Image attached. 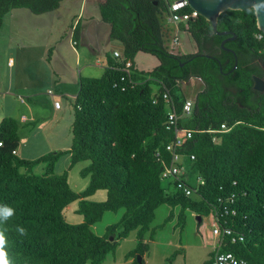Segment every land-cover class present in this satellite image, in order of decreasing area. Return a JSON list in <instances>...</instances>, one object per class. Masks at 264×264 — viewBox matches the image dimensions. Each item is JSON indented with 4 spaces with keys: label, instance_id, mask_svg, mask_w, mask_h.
Instances as JSON below:
<instances>
[{
    "label": "trees",
    "instance_id": "trees-1",
    "mask_svg": "<svg viewBox=\"0 0 264 264\" xmlns=\"http://www.w3.org/2000/svg\"><path fill=\"white\" fill-rule=\"evenodd\" d=\"M60 2L0 0V27L12 9L40 15L56 10ZM164 11L162 0H105L102 4V22L110 27V37L123 44V61L130 60L134 66L136 54L144 52L159 63L148 72L133 68L126 76L116 61L100 78H82L73 103L69 150L35 160L20 159L13 154L19 144L17 123L12 118L1 121L0 212L10 209L12 214L0 218V232L5 236L9 264H103L118 241L132 231H136L137 243L125 258L137 264L139 255L144 264L148 251L144 235L149 232L152 239L150 225L162 205L171 211L160 228L173 220L176 207L180 230L186 210L200 218L215 212L223 228L244 237L235 243L225 238L219 251L231 252L248 264H264V92L252 88L254 76L264 78V34L257 28L253 9L225 10L217 19V29L236 35L223 45L232 54L221 48L223 38L214 35L199 16L185 29L198 51L175 55L164 46ZM257 34L262 38L257 39ZM235 60L237 66L231 71ZM191 78L200 79L204 87L193 100L191 116L182 121L192 131L183 153L194 157L192 169L201 180L188 197L168 193L162 186L163 166L154 153L161 151L162 162L168 163L164 147L172 134L165 127L167 109L159 84L169 91L180 114L186 98L177 82ZM129 81L137 84L131 86ZM154 91L156 103H152ZM221 125L230 130L211 132ZM64 155L70 156V168L89 163L81 171L89 183L80 193L69 187L66 172L54 173ZM38 165L44 166L41 175L32 173ZM99 190L106 192L105 201L86 199ZM75 201L83 221L69 224L63 213ZM121 209V219L108 226L103 236L92 232L90 227L104 213ZM109 236H115L113 241Z\"/></svg>",
    "mask_w": 264,
    "mask_h": 264
},
{
    "label": "crops",
    "instance_id": "crops-1",
    "mask_svg": "<svg viewBox=\"0 0 264 264\" xmlns=\"http://www.w3.org/2000/svg\"><path fill=\"white\" fill-rule=\"evenodd\" d=\"M66 2L70 3L69 9L63 6ZM104 2L105 0H93L98 15H92L80 27L76 20L83 0H61L56 10L40 15L24 8H16L3 17L0 27V123L6 118L16 121L19 144L15 155L18 158L35 160L53 151L69 150L72 144L73 103L79 91L80 80L100 78L105 69L117 61L113 58V53L122 55L123 44L110 37V27L102 22L101 6ZM62 8L66 9L65 13H62ZM105 27L107 45L98 51L95 44L103 35ZM171 29L169 35L172 39L173 35H177V30ZM192 79L201 82L198 78L190 80ZM55 102H59L58 108L54 106ZM59 161L56 163H61L58 173L54 168V173L58 175L68 173L83 163H77L70 168L69 155L62 156ZM187 175L189 176L188 173ZM169 186L170 184L165 188L166 191L173 193ZM101 191L103 190L96 191L86 199L91 202L105 201V191V196L102 195L100 201H93L96 195H101L98 194ZM103 197L105 198L102 199ZM69 206L65 210L70 209ZM118 212L122 217L124 210ZM80 217L81 223L83 218ZM184 219L186 221L187 218ZM173 221L174 218L171 222ZM156 228H152L151 223L150 229ZM149 235V232L144 235L147 245L150 241ZM133 239L136 240V231L130 232L118 244ZM216 245L217 243L212 245L210 254ZM179 247H185L182 240H179ZM126 261L132 263V258ZM144 264H147L146 260Z\"/></svg>",
    "mask_w": 264,
    "mask_h": 264
},
{
    "label": "rangeland",
    "instance_id": "rangeland-1",
    "mask_svg": "<svg viewBox=\"0 0 264 264\" xmlns=\"http://www.w3.org/2000/svg\"><path fill=\"white\" fill-rule=\"evenodd\" d=\"M64 8L69 9L70 3H64ZM67 6V7H66ZM66 9L62 8V13H65ZM97 8L94 7L93 0H83L81 4V12L76 20V23L79 21V27L82 26L87 19L95 17L98 15ZM59 14V12L57 13ZM66 15V14H65ZM170 25L163 23L162 34L164 46L167 51L175 55H186L196 53L198 51L195 43L189 36L186 31H177L178 35V48L176 50H171L170 35L169 32L172 30ZM106 27L103 29V35L97 40L95 46L98 51L105 48L107 45L108 37L106 32ZM174 52V53H172ZM134 67L138 71L148 72L159 62L151 54L138 52L133 59ZM264 80V78H263ZM203 83L195 80H189L185 85H182V90L188 99H194L195 95L203 89ZM62 128V127H59ZM56 152V151H53ZM60 162V161H59ZM184 169L183 172L189 174L188 183L197 187L199 184V178L196 172L192 169V163L188 160H184ZM61 164V163H60ZM60 164L56 165L55 172L58 173L60 169ZM88 162H83L75 166L66 172L68 174V184L69 187L76 193L82 192L89 183V177H82L81 171L84 167H87ZM43 165H38L33 168L32 173L35 175H41L43 173ZM67 170V169H66ZM58 175V174H56ZM169 181L164 180L162 186L167 188ZM170 187V186H169ZM170 189H172L170 187ZM74 191V192H75ZM93 198V201H100L99 198L105 192L101 191ZM103 197L102 199H104ZM78 203L74 202L69 207L70 209L64 211V218L69 224H78L82 220L80 215L75 213ZM171 207L167 205H162L158 207L155 211L154 221L152 222V228L154 233L152 239L148 242L149 251L148 254H144L147 264H207L208 259L210 258V252L212 245L217 243V239L212 234V218L210 215L202 216V222L199 224L196 220V214L190 210L185 212L183 229L180 230L177 224V215L179 213V207L175 208L174 211V221L166 223L162 228L160 226L164 223L165 217L169 215ZM122 212V211H121ZM121 218V213H105L102 219L95 223L91 230L97 236H103L106 232V228L110 225L116 224ZM155 235V236H154ZM110 237V236H109ZM179 240H182V243L185 247H179ZM135 243L137 241L133 239L132 241L127 240L119 242L118 247L114 250L113 253H109L103 264H131L126 261L125 256L135 248ZM86 264H90L87 262Z\"/></svg>",
    "mask_w": 264,
    "mask_h": 264
},
{
    "label": "built area",
    "instance_id": "built-area-1",
    "mask_svg": "<svg viewBox=\"0 0 264 264\" xmlns=\"http://www.w3.org/2000/svg\"><path fill=\"white\" fill-rule=\"evenodd\" d=\"M165 11V20L168 25L172 28H175L177 31L182 29L185 31L187 29V24L196 20L199 17V14L191 9L186 0H162ZM182 26V28H180ZM257 39H261L262 35H255ZM75 44V43H73ZM178 46V37L177 35H173L171 39V50H174ZM113 58L119 62H121L122 67L120 69L126 76L132 73V69L134 68L132 62L130 60L123 61L122 56L118 52L113 53ZM120 81H124V77H121ZM187 82H177L180 89L182 90V85H185ZM131 86L136 85V82L129 81ZM160 88H162L161 97L166 105V130H168L172 134V139L165 145L164 149L169 154L168 163L162 162L161 151H156L154 153V157L156 161L162 163V172L160 178L162 182L164 180L169 181L171 188L175 192H181L185 196H191L195 190L193 186L188 183L189 176L187 173L183 172L184 169V160H188L192 163L194 160L193 156L184 155V147L185 143L191 138L192 131L185 128L183 126L184 120L188 119L193 110L194 101L191 99H185L181 106L180 114L175 111V104L172 98L169 95V91L162 85L159 84ZM158 86V88H159ZM158 90V89H157ZM183 92V90H182ZM52 92H48L51 94ZM157 102V91H154L152 94V103ZM55 107H59V102L54 103ZM230 128L225 127V125H221L220 130L211 131L215 133H225L228 132ZM1 145V144H0ZM15 154V152H13ZM199 183L201 180L199 179ZM229 202H232V197L229 199ZM228 213L227 210L224 212ZM234 214V212H231ZM210 217L212 218V226L213 231L212 234L217 239V245L214 248V254L212 256L210 264H248L245 259H241L234 255L231 252H220L219 249L221 244L225 238L230 239L231 243L235 242H243V235L232 231L229 228H223L217 220V215L215 212H211Z\"/></svg>",
    "mask_w": 264,
    "mask_h": 264
},
{
    "label": "water",
    "instance_id": "water-1",
    "mask_svg": "<svg viewBox=\"0 0 264 264\" xmlns=\"http://www.w3.org/2000/svg\"><path fill=\"white\" fill-rule=\"evenodd\" d=\"M188 6L196 11L201 18L209 23L211 30L214 35L218 37L230 36L221 41V48L225 51L231 52L230 49L225 48L223 45L226 42L233 41L236 35H232L229 31H219L217 29V19L219 15L225 10L232 11H248L253 9L256 19V25L259 31L264 34V0H186ZM184 63H181L183 66ZM237 66V61L235 60L234 66L231 69L233 71ZM230 71V72H231ZM229 72V73H230ZM253 90L259 93L264 92V80L260 77H253ZM197 222L201 223V218L196 216ZM109 241H113V237H109ZM141 256H136L137 264H141Z\"/></svg>",
    "mask_w": 264,
    "mask_h": 264
},
{
    "label": "clouds",
    "instance_id": "clouds-1",
    "mask_svg": "<svg viewBox=\"0 0 264 264\" xmlns=\"http://www.w3.org/2000/svg\"><path fill=\"white\" fill-rule=\"evenodd\" d=\"M12 214L10 209H4L0 212V218L7 219L8 216ZM23 233V229L20 230ZM5 236L3 232H0V264H9L7 259V254L5 252Z\"/></svg>",
    "mask_w": 264,
    "mask_h": 264
},
{
    "label": "flooded vegetation",
    "instance_id": "flooded-vegetation-1",
    "mask_svg": "<svg viewBox=\"0 0 264 264\" xmlns=\"http://www.w3.org/2000/svg\"><path fill=\"white\" fill-rule=\"evenodd\" d=\"M227 37H230V36H225V37H222L223 39L227 38ZM232 51V50H231ZM200 80V79H199ZM253 86V85H252Z\"/></svg>",
    "mask_w": 264,
    "mask_h": 264
}]
</instances>
